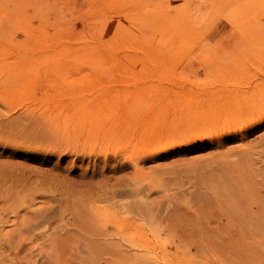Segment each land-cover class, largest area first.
I'll list each match as a JSON object with an SVG mask.
<instances>
[{
    "label": "rangeland",
    "instance_id": "obj_1",
    "mask_svg": "<svg viewBox=\"0 0 264 264\" xmlns=\"http://www.w3.org/2000/svg\"><path fill=\"white\" fill-rule=\"evenodd\" d=\"M0 71V264H264V0H0Z\"/></svg>",
    "mask_w": 264,
    "mask_h": 264
},
{
    "label": "bare ground",
    "instance_id": "obj_2",
    "mask_svg": "<svg viewBox=\"0 0 264 264\" xmlns=\"http://www.w3.org/2000/svg\"><path fill=\"white\" fill-rule=\"evenodd\" d=\"M31 3V2H30ZM37 7H38V9H40L39 8V5H38V3H37ZM40 12V11H39ZM101 11H99V13H100ZM17 13V12H16ZM13 14V13H12ZM40 14H41V12H40ZM101 16L102 15H100V18L99 19H102L101 18ZM96 18H97V16H96ZM94 22H95V20H94ZM99 23V22H98ZM101 23V22H100ZM92 24H93V22H92ZM97 24V23H96ZM100 25H102V24H99V26ZM33 27V26H32ZM90 27V26H89ZM101 27V26H100ZM102 28V27H101ZM36 31V30H35ZM87 31H88V29H87ZM101 31V30H100ZM102 32V31H101ZM100 32V33H101ZM99 33V34H100ZM87 34H89V33H87ZM91 34V33H90ZM99 34H98V36L96 37V38H99V40H101L102 39V37H99ZM87 36V35H86ZM92 35H90V36H87V39H88V37H91ZM96 36V35H95ZM101 36V35H100ZM93 37V36H92ZM86 39V40H87ZM90 39V38H89ZM88 39V40H89ZM95 39V38H94ZM93 38H92V41L94 42H99V40L98 39H95L94 40ZM84 40V39H83ZM83 41V42H85V45H86V43H87V41ZM89 42V44H90V42L91 41H88ZM92 42V43H93ZM96 42V44H98ZM92 43H91V45L89 46V47H91L92 46ZM88 44V43H87ZM102 44V42L101 43H99L98 45H100V46H98V47H101L102 45H104V41H103V44ZM82 45V44H81ZM95 45V44H94ZM49 46V45H48ZM96 46V45H95ZM89 47L87 46V48L89 49ZM97 47V49H99ZM91 48H94V46L93 47H91ZM91 48H90V53L92 52L91 51ZM103 48H105L104 50H102V52H109V53H111V54H115V53H117L118 51H120V48H118V47H116V48H114V47H112L111 45H109L108 43H105V46H103ZM102 48V49H103ZM74 49H76V48H74ZM71 50V49H70ZM77 50H79V48H77ZM81 50V49H80ZM93 50V49H92ZM100 50V49H99ZM132 52H134V51H132ZM60 53V52H59ZM64 53V52H63ZM69 53V55L68 56H71V55H73V54H71L70 55V53H71V51H69L68 52ZM98 53V52H97ZM76 55H78V54H76ZM68 58H70V57H68ZM84 59H87V60H90V58L89 57H83V60ZM69 60H72L73 62H74V64H71L72 62H69L75 69L76 68H80L81 66H82V64H81V58L79 57H77V56H74V57H71ZM96 60H102V53H100L99 52V54H98V56H97V58H96ZM102 62V61H101ZM122 62V61H121ZM68 63V64H69ZM118 64V63H117ZM126 64V62L125 63H123V65H125ZM135 64V63H134ZM133 64V65H134ZM88 65V64H87ZM90 65V64H89ZM88 65V66H89ZM123 65L121 64V67L122 68H125V66L123 67ZM132 65V66H133ZM72 66H71V68H72ZM92 66H96L95 64H93ZM119 66H120V63H119ZM128 66V65H127ZM131 66V65H130ZM69 67V66H68ZM120 67V68H121ZM129 67V66H128ZM127 68V67H126ZM125 68V69H126ZM71 70V69H70ZM127 71H130V69H126ZM119 71V70H118ZM120 71H122V69L120 70ZM120 71H119V73H120ZM14 78V77H13ZM12 79V77L8 74V72H3V71H0V84H4V86L6 87V88H11V90L13 91V89L15 88V86H17V84H13L14 82L13 81H11L10 82V80ZM255 86V85H254ZM261 86V85H260ZM257 87V86H256ZM255 87V89H250V91H246V93L243 95L242 94V96H244V97H242L243 98V100H244V102L243 103H241V106L240 107H243V108H246V110L248 111V112H253V114L254 113H262V112H264V103H260V105H258V101H257V97L255 98L254 97V95L255 94H257V92H259L260 91V88L262 87H257L256 88ZM249 90V89H248ZM3 91H5V89L3 88ZM98 92H100V91H98ZM100 94V93H99ZM50 95H52V94H50ZM96 95H98V93H96L95 94V96ZM101 95H102V92H101ZM237 96V95H236ZM259 96H262V95H259ZM54 97H57V94H55L54 95ZM102 97H100V99H101ZM133 98H135V97H133ZM234 98V97H233ZM90 99V98H89ZM137 99V98H136ZM224 99V98H223ZM258 99H260V98H258ZM88 100V99H87ZM107 100V99H106ZM135 100V99H134ZM218 100V98H216V102H218L217 101ZM261 100V99H260ZM93 101V100H92ZM235 101H236V99H235ZM87 102V101H86ZM89 102H90V100H89ZM88 102V103H89ZM115 102V101H114ZM226 102V101H225ZM235 103V102H234ZM202 104H203V102H202ZM227 104L228 105H230V106H232V103H231V101L228 99V102H227ZM92 105H93V103H92ZM98 105H99V103H98ZM108 105V104H107ZM107 105H99V106H97L96 108H94L93 106H92V110L90 111V112H86L85 114H84V117L88 120V121H90V122H96V121H98L97 123L99 124V122H100V120H102V111L104 110L103 108H102V106H107ZM109 105H113V103L112 104H110L109 103ZM235 105V104H234ZM237 106H238V104H236ZM235 105V107L233 108V111H230L231 113L228 115V116H225V117H223V118H219V117H217L218 115L217 114H215V115H213V117H211L209 114V118H204L202 121V123H198V125H194V127L192 128V129H190V130H192V131H194V130H196L197 128H199V129H201V131H203V130H210V131H212V130H215V128H217V126L220 124V121H224V119L225 120H227L226 122L227 123H225L224 122V126H225V124L226 125H232V124H234L235 122V119H237V106ZM245 105V106H244ZM87 106V105H86ZM91 109V108H90ZM173 111H174V109H172ZM213 111V110H212ZM214 112V111H213ZM207 113V112H206ZM203 116H205L204 115V113H203ZM229 116H231V117H229ZM234 122V123H233ZM223 126V127H224ZM146 126H143V128H140V129H143V130H139V133L137 134V133H133L132 135H133V137H135L136 135H138L139 136V138H140V141H135V140H137V139H135V140H129L128 141V145H129V142H132L134 145H135V147H138L140 144H143V143H145V144H147L146 142H148L149 140H147L148 138H149V136H151V134L152 133H155V135L156 136H158V135H160V136H158L157 137V139L154 141V143L153 144H151L150 145V147L152 146V145H154V144H156L153 148H155L156 146H157V144H160L159 143V141H160V139H162L164 136H166V137H168L169 136V134L168 133H165L164 132V128H158V129H155V130H153V129H149V127H148V129H146L145 128ZM134 130H137V129H134ZM145 131V132H144ZM215 131H218V129H216ZM145 133V134H143V133ZM161 133H164V135H162ZM142 134V135H141ZM216 134V133H215ZM154 136V135H153ZM131 138H133L132 136H130ZM137 137V136H136ZM173 138V137H172ZM168 139V138H167ZM166 139V140H167ZM151 140V139H150ZM132 143H130V144H132ZM162 143H163V141H161V145H162ZM160 145V146H161ZM158 147H159V145H158ZM157 147V148H158ZM162 147V146H161ZM139 148H142V146L140 147L139 146ZM146 148V147H145ZM144 148V149H145ZM160 148V147H159ZM143 149V148H142ZM150 149V152L152 151L151 150V148H149ZM156 150V148L153 150V151H155ZM158 150V149H157ZM153 151H152V153H153ZM144 152L145 153H147L148 154V150H147V148H146V150H144Z\"/></svg>",
    "mask_w": 264,
    "mask_h": 264
}]
</instances>
